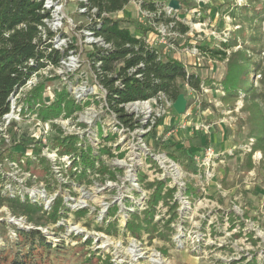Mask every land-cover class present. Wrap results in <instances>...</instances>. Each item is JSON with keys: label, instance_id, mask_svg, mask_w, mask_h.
<instances>
[{"label": "rangeland", "instance_id": "374dc122", "mask_svg": "<svg viewBox=\"0 0 264 264\" xmlns=\"http://www.w3.org/2000/svg\"><path fill=\"white\" fill-rule=\"evenodd\" d=\"M70 1L68 13L74 24L71 27L67 24L62 31L68 42L64 44L62 36H57L55 44L78 48L73 61L76 68L70 77L74 83L59 76L41 81L45 82L42 96L47 105L58 104L57 99L64 91L73 104L65 98L52 117H25L20 126L7 131L0 125V154L17 144L18 149L38 160L36 167L28 169L25 158L23 166H19L17 162L9 164L6 156L0 165V195L30 199L43 207L46 217L55 210L59 217L36 224L0 204L1 254L11 257L17 250L23 252V247L17 249L15 244L19 232L38 230L57 248L43 264H264V144L256 148L257 138L252 135L256 125L251 119L253 105L248 112L242 109L241 99L232 103L222 101L221 88L206 85L201 91L190 93L184 86L191 106L186 117L188 128L175 129L178 114L171 109L163 128L153 129L151 137H143L151 150L124 138L113 147L114 157H102L115 170L114 179L98 175L74 180L63 173L60 164L53 166L55 160H65L69 161L66 169L71 171L75 167L70 156L62 155L61 159L59 153H53L58 146L53 145V139L87 137L97 153L100 145L95 141V130L102 137L103 131L116 121L102 105L100 89L94 87L89 62L91 47L80 45L84 39L81 26L87 23L86 19L76 12L75 0ZM170 1L132 0L118 15L125 24L141 23V3L165 4L167 14H177L182 23L190 26L187 34L169 38V43L178 46L169 49V54L174 55L175 49H180L178 56L187 70L218 84L225 75L226 61L204 55L193 57L185 49L218 45L225 34L231 36L233 30L245 26L234 22L227 13L231 6L246 4L245 0H178L181 9L177 11L168 7ZM256 7L263 12V21L256 25L261 35L258 47L264 57V0ZM161 14L151 17L149 26L155 32L161 24L174 30V23H166ZM81 74L90 79L86 86L87 90L92 88L91 93L77 83ZM255 84L260 86L257 78ZM259 88V92L263 91ZM22 96L23 102L26 94ZM257 102L264 119V102L260 99ZM37 120L51 124L47 144L41 141ZM202 125H210L213 130L207 132ZM207 148L215 150L214 159L202 166L194 163V156ZM43 153L52 160L50 182L39 178L44 170L37 157ZM158 154L163 155L160 159L165 160L164 164L156 159ZM172 163L179 167L180 184L172 180L176 175ZM87 164L81 163L82 168L73 173L90 170ZM142 174L147 176L141 179ZM159 182H163V189L156 197ZM135 226L139 228L137 233Z\"/></svg>", "mask_w": 264, "mask_h": 264}, {"label": "trees", "instance_id": "16d2710c", "mask_svg": "<svg viewBox=\"0 0 264 264\" xmlns=\"http://www.w3.org/2000/svg\"><path fill=\"white\" fill-rule=\"evenodd\" d=\"M130 1L90 0V5L97 7L99 18L85 25L96 36H100L110 44L109 48L94 45L89 51V62L95 71L97 81L106 90L109 111L117 113L124 120L123 104L146 100L160 92L175 101L179 94L185 93L183 90L185 85L196 92L201 91L206 85L216 86L222 90V101L232 103L241 99L244 103L242 109L248 112L252 111L253 105L255 109L251 119L256 122V125L252 135L257 138L256 148H262L264 119L259 113L258 105L260 104L257 102L258 99L264 102V57L261 56L263 50L258 47L261 35L257 32L256 25L263 21V12L256 7L260 0H245L246 4L229 7L227 13L232 20L245 26L237 31L233 30L231 36L225 34V39L218 45L196 46L207 58L226 61L225 75L218 84H214L216 82L212 80H203L196 72L187 70L186 64L175 58L173 54H169V51L163 53L149 44L145 35L150 30H154L152 26H145L140 22L125 24L126 21L117 16H102L103 13L111 14L125 10ZM141 7L151 11L160 10L161 15L165 16V22L174 23L173 29L180 34L184 35L190 31V26L182 23L177 14H167L165 4L160 6L154 2H143ZM42 9V3L37 0H0V118L10 110L11 94L22 87L32 73L49 65L57 66L61 57L75 47L54 48V36L50 30H46V36H43L39 26L46 12L42 13ZM131 25H134V30L131 29ZM30 59L33 61L31 64ZM98 61H101L99 67L96 66ZM256 78L260 86L255 84ZM44 83L41 81L26 94L23 102L21 101L22 118L52 117L57 112L60 101L65 98L68 103L73 104L72 100L67 98V92L64 91L57 99L58 104L52 105L53 107L47 105L42 96ZM259 87L263 91L259 92ZM116 137L117 135L112 132L103 131L102 137L99 136L100 146L97 148V153L96 148L87 142V137H69L66 138L67 141H63L62 138L53 139V145L58 144L55 149L59 155H69L75 165L71 171L63 165V173L74 180H82L90 176L98 177V175L114 179L115 170L110 169L102 157L115 156L112 146H108L107 143L114 141ZM34 155L37 156V154ZM6 156L9 158V164L17 162L19 166H23L25 158L28 169L36 167L38 162L26 151L18 149L17 144L0 154V165ZM37 159L44 170L39 178L46 182L52 181L53 169L49 165V160L41 154ZM147 159L150 161L151 158L148 156ZM81 163H88L91 169H84L81 173L74 174L76 168H82ZM144 176L146 174L139 177L143 179ZM157 188L156 197L162 194L163 182H159ZM0 204H6L14 213L25 215L36 224H46L45 220L59 217V214H55L56 210L48 213L46 217L42 212L43 207L27 198L20 200L0 195ZM145 217L148 220L149 214ZM137 229H139L138 226H135V233ZM15 244L18 245L17 249L20 246L23 247V252L17 250L8 257L0 251V264H43L50 252L57 249L48 243L45 236L38 230L20 231Z\"/></svg>", "mask_w": 264, "mask_h": 264}, {"label": "built area", "instance_id": "2783aa9c", "mask_svg": "<svg viewBox=\"0 0 264 264\" xmlns=\"http://www.w3.org/2000/svg\"><path fill=\"white\" fill-rule=\"evenodd\" d=\"M37 1L42 3L43 9L41 10V12L42 13L46 12V15L42 19V23L39 26V28L41 29V32L43 33V36L44 37L46 36V30H50L54 36L53 47L57 49H67L70 46H74V45H70V46H67L66 48H63V47H58V45L55 44V40L57 36L58 37L62 36L64 44L68 42L67 37L63 34L62 31L65 29V27H67V24H69L70 27L73 26L74 24V21L72 20V18L70 17V14L68 13L70 11L69 8H70L71 1L70 0H37ZM75 2H76V5L74 4V6H75L76 12L80 14L81 16H84L87 23H90L93 19L99 18L98 9L97 7H93L90 5V0H75ZM120 12L123 13V10L116 12V13H111V14L103 13L102 16L103 17L104 16H107V17L117 16L118 18H120L121 16L118 15ZM140 12H141V17H142L140 21L145 26L151 25V22H150L151 17L153 16L156 17L158 14L162 13L161 11L157 12V11H151V10H147L143 8ZM145 19H149V21L147 22ZM87 23L81 26L82 30L80 32L82 33V37H84V39L80 41V45L82 44L88 45L91 47V50L93 49L94 45L109 48L110 44L106 43L100 36H96L90 28L85 27ZM157 30L158 32H155L154 30H150L145 35V38L149 42V44L158 48L163 53L168 52L169 49L171 48L172 49L178 48V46H175L172 43H169V38L171 36L180 37L182 34L180 35V33L174 30L168 29L162 24L159 25V28ZM159 46H162V48H160ZM185 50L190 56L202 55L199 48H197L196 46H192L191 48L185 49ZM76 55H78V48L75 46L74 48L70 49L68 53H65L61 57L57 66L49 65L45 68H42L32 73L29 79L26 81V83L19 89H16V91H14L11 94L10 110L6 114H4L2 118H0V125L5 130L10 129L12 126H16V127L20 126V122L22 119V116L20 114L22 111V102H21L22 97H23L22 95L27 94L29 91H31L34 87L38 85V83H40L42 79L47 78V77L52 78V77L59 76L62 79L64 78V81H69L70 84L74 83V81H72L70 77H73L72 73L74 69L76 68V66L73 65L74 64L73 61H75L74 58ZM31 63H33L32 59H30V64ZM100 65H101V61H98L96 63V66L99 67ZM91 73H92L91 78H93V80L95 81L94 87L97 86V88L100 89L101 98L103 100L101 101L103 103L102 105H105L107 112H110L107 106L106 90L100 83H98L95 71L92 66H91ZM79 78L80 80H78L77 83L83 85L82 89L87 90L86 84L90 81V79L88 78L86 74H81ZM79 78L77 76V79ZM185 88L190 93L194 91L188 85H185ZM91 90L92 88L87 90V93H91ZM173 103L174 101L170 100L164 93L160 92L156 96L146 99V100H137V101L123 104L122 108H123V113L125 114L124 120L122 117H119L117 113L110 112V114H112L115 117L116 121L115 123L112 124V126H109L104 131L112 132L113 134H116L117 137L115 138L114 141L108 142L107 143L108 146H112V149H113V147H117L121 143V141L125 138L126 141L128 142H132L134 144H140V146H145L147 150H151L143 142V137L145 138L151 137L153 133V129L156 131L158 129L160 130L163 128L164 121L167 115L169 114L171 109H174ZM190 109H191V106L187 105L186 113L182 115L178 114V117H177L178 119L176 120L177 124L175 125L176 127L175 129L177 131L180 129L183 130V129L188 128L186 117L190 114ZM37 125L39 127L38 128L39 136L40 138L42 137L41 141L47 144V139L50 135L49 132L51 130L50 122H44V121L42 122L40 120L37 122ZM202 127L207 132L213 130V127L210 125H202ZM95 131L97 132V130ZM96 132L94 134L95 141H97V145H100L99 135H98V132L97 133ZM36 138L38 139L39 137L37 136ZM55 151L56 149L54 150L53 153H58L57 151L56 152ZM215 154L216 153L213 148L204 149L199 155L194 156L195 160H193V162L200 166L206 165L207 163H209L208 161H210L211 159H214ZM43 155L46 156L49 159V161H52L48 157L47 153H43ZM156 155L157 154H155V156ZM66 156L67 158H69V155H66ZM62 157L63 156H59V158L61 159ZM162 157H163L162 154H158V157H156V159L159 160L162 164H164L165 160L162 161L160 159ZM63 161L65 160H57V162L55 160L54 163L53 162L52 163H53V166L57 165L56 163L60 164L61 169H62V166L64 165L66 167L69 162V161H65L66 163L63 164ZM145 161L147 165L148 164L147 160ZM13 163L16 164V162H13ZM171 168L174 174L176 173V175L172 176V180L175 183L180 184L178 180H179V175L181 173H180L178 165L175 163H172ZM159 176H162V174L161 175L159 174ZM159 179L161 178L159 177Z\"/></svg>", "mask_w": 264, "mask_h": 264}, {"label": "water", "instance_id": "95a60500", "mask_svg": "<svg viewBox=\"0 0 264 264\" xmlns=\"http://www.w3.org/2000/svg\"><path fill=\"white\" fill-rule=\"evenodd\" d=\"M173 10H180L181 4L178 0H171L168 5ZM188 101L184 93L179 94L177 99L173 103L174 110L177 114L182 115L187 111Z\"/></svg>", "mask_w": 264, "mask_h": 264}, {"label": "crops", "instance_id": "0c3cea01", "mask_svg": "<svg viewBox=\"0 0 264 264\" xmlns=\"http://www.w3.org/2000/svg\"><path fill=\"white\" fill-rule=\"evenodd\" d=\"M129 4H130V3H129ZM131 29L134 30V27H133L132 25H131ZM176 50H177V51H176V53L174 52V55H173V56H174L175 58H177V59H179V60L182 61V59L178 56V55H180V52H181L180 49H176ZM188 55H189V54H188ZM193 57H195V56H193ZM193 57H192V58H193ZM183 63H184V62H183ZM197 73H198V72H197Z\"/></svg>", "mask_w": 264, "mask_h": 264}]
</instances>
